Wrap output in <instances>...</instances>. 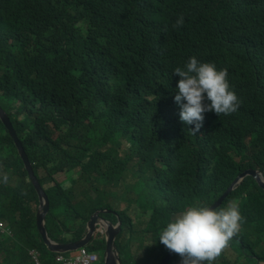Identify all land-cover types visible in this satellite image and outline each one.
I'll return each mask as SVG.
<instances>
[{"label":"trees","instance_id":"1","mask_svg":"<svg viewBox=\"0 0 264 264\" xmlns=\"http://www.w3.org/2000/svg\"><path fill=\"white\" fill-rule=\"evenodd\" d=\"M178 16L183 23L173 27ZM191 56L227 69L240 100L228 115L205 112L195 133L173 99L172 70ZM0 108L47 197L52 242L74 243L86 225L71 231L51 209L65 205L86 224L131 193L126 210L135 205L141 224L152 211L144 226L165 254L157 237L178 206H211L248 169L264 180V0H0ZM4 174L0 264H34L30 250L57 264L38 229V195L0 121ZM124 174L133 179L118 194ZM234 188L219 206L238 201L244 231L213 264L264 263V190L251 176ZM173 259L181 264L179 254Z\"/></svg>","mask_w":264,"mask_h":264},{"label":"clouds","instance_id":"2","mask_svg":"<svg viewBox=\"0 0 264 264\" xmlns=\"http://www.w3.org/2000/svg\"><path fill=\"white\" fill-rule=\"evenodd\" d=\"M182 23L183 17L178 16L173 27H178ZM172 72L179 76L174 89L175 94L173 96L175 103L179 106V119L185 125H192L193 127L191 128V131L193 133L201 127L204 119L203 114L205 112L212 111L217 116L220 114L228 115L235 112L240 106V100L236 93L232 90L227 79V69H218L212 62L202 61L197 59L195 56H191L186 60L183 67H176L172 70ZM204 134L205 133L201 132L198 133L197 136L201 137ZM243 177L239 179V182ZM33 178L35 179L34 176ZM7 179L8 177L6 174L0 175V182L7 181ZM132 179L133 178L129 174H124L121 177L117 188L118 194L123 190L125 184L132 182ZM257 184L264 190V184L260 185L258 182ZM234 189L235 188L230 190L226 196H228ZM131 197V193L123 194L122 196L118 195V198L115 200V204H128V199ZM239 206L241 205L238 201L232 200V202H230L227 206L220 208H213L207 204H199L189 205L179 210L173 218L168 220V222L161 228L157 237L159 242L168 249L165 254H162L160 249L151 250L153 246L150 244L153 241L155 242L156 239L152 232L145 229L144 221L142 224L138 223V219L135 220L128 215H121L113 209L108 212L106 210H102V212L105 213L104 216H100L99 212H95L86 223V233L82 238H84L89 232L88 223L92 218L96 219L93 225V240L90 237L85 246L76 250L66 253H51L55 254L54 261L57 264H66L67 260L74 258L81 251H84L86 255L91 257L90 264H163V260L170 251H172V253L166 264H169L171 260L176 261L173 259L174 253L180 255L181 264H213V261L220 255L221 250L225 247L229 240H231V244H233L234 242H238L242 237L244 231V228L241 226L243 217ZM124 228H127L130 231L131 238H127ZM106 238L107 242L110 239L112 241V247L109 254L106 252ZM95 240L103 241V248L100 251L93 252L87 250L86 246L88 244H92ZM149 241L152 242L148 243ZM136 249L139 251H146V253L138 263H131L130 260L133 257L132 252ZM28 254L33 259L34 264H42L39 260V253L36 250H30ZM106 254L108 257L103 261ZM122 254L124 255V259L121 257ZM59 257H61L62 260H57Z\"/></svg>","mask_w":264,"mask_h":264},{"label":"water","instance_id":"3","mask_svg":"<svg viewBox=\"0 0 264 264\" xmlns=\"http://www.w3.org/2000/svg\"><path fill=\"white\" fill-rule=\"evenodd\" d=\"M0 120L1 122L3 123V125L5 126V128L7 129L8 133L10 134V136L13 138L14 140V143L16 145V147L18 148V152L20 154V157L26 167V169L28 170L29 172V175L32 179V183L36 189V192L38 194V197H39V211L37 212V224H38V228H39V231H40V234L42 236V239L47 247V249L50 251V252H54V253H66V252H69V251H72V250H76V249H79L83 246H85L87 244V242L89 241L90 239V234L93 232V225H94V222H95V218H92L91 221L88 223V229H89V232L87 233V235L80 239L79 241L73 243V244H69V245H57V244H54L53 242H51L48 238H47V235H46V231H45V228L43 226V222H44V219H45V215L48 211V202H47V198L46 196L42 193L41 191V188L38 184V182L33 178V175H32V172H31V169H30V164L27 160V157L26 155L23 153V150L20 146V143L18 142L17 138H16V135L13 131V128H12V125L7 117V115L0 109ZM243 176H252L256 182H258L260 185H263L264 182H263V179L261 177V174L259 171H256V170H246L242 175H240L237 180L233 181L231 183V185L229 186V188L223 193V195L218 198L212 205L211 207L213 208H216L217 206H219V204L221 203L222 199L227 195V193L232 190L234 188L235 185H237L239 183V179ZM111 247H112V241L111 239L107 242V245H106V252L109 254L110 250H111ZM172 251H170L168 253V255L166 256V258L163 260V264H166L167 261H168V258L169 256L171 255Z\"/></svg>","mask_w":264,"mask_h":264},{"label":"rangeland","instance_id":"4","mask_svg":"<svg viewBox=\"0 0 264 264\" xmlns=\"http://www.w3.org/2000/svg\"><path fill=\"white\" fill-rule=\"evenodd\" d=\"M57 16L58 17H63L64 16V13L62 11H58L57 13ZM124 147H126V145L123 143L120 147V150H122ZM79 174L80 172L78 170H74V177L75 178H78L79 177ZM55 179H57L58 181H63L65 179V175L64 174H58L54 177ZM52 183L50 184H47L45 185V188L46 187H49L51 186ZM164 205V202L162 199H158L157 202H156V207H161ZM64 210H62L61 206L58 205V207L56 209H51L50 210V213L53 215V216H57V219L65 222L67 219H69L70 221L67 222L66 224V227L70 228L71 231H75L74 230V226H77V229L78 230H81L83 231L85 229V225L84 222L82 221V219L80 217H77L75 215V212H72L70 210H68V208L64 205ZM126 207L127 205L125 203H121V204H115L112 208L116 211H124L126 210ZM220 207V206H219ZM218 207V208H219ZM181 210V207L178 206L177 207V210L176 212L174 213V215L179 211ZM151 213L152 211L149 210V211H146V212H143V215H142V218L145 221H147L150 216H151ZM126 214L131 217V218H134L135 220H137V214H138V210L136 208L135 205H131L128 210H126ZM173 215V216H174ZM137 222L139 223V221L137 220ZM87 227V225H86ZM253 229H256V227H252ZM124 231H126V234H127V238H131V235H130V231L127 229V228H124ZM64 236H67V234L65 233V230H62V232L59 234L58 238H63ZM90 237L91 239L93 240L94 239V234H90ZM105 242H107V238L105 239ZM152 241H149L148 243H151ZM151 246H153L151 248V250H158V245H157V241H153L151 244ZM146 251H139V250H135L132 252V258H131V263H138L145 255ZM108 257V255L106 254L103 258V261L106 260ZM123 259H124V255L122 254L121 256ZM234 258V252L233 251H229L228 254H227V259L228 260H232ZM33 260V259H32ZM169 264H179L178 262L176 261H173L171 260L169 262Z\"/></svg>","mask_w":264,"mask_h":264},{"label":"built area","instance_id":"5","mask_svg":"<svg viewBox=\"0 0 264 264\" xmlns=\"http://www.w3.org/2000/svg\"><path fill=\"white\" fill-rule=\"evenodd\" d=\"M57 260H62V258L59 257L57 258ZM90 262L91 257L86 255L84 251H81L74 258H70L69 260H67L66 264H90Z\"/></svg>","mask_w":264,"mask_h":264},{"label":"crops","instance_id":"6","mask_svg":"<svg viewBox=\"0 0 264 264\" xmlns=\"http://www.w3.org/2000/svg\"><path fill=\"white\" fill-rule=\"evenodd\" d=\"M217 258H219V257L217 256Z\"/></svg>","mask_w":264,"mask_h":264},{"label":"flooded vegetation","instance_id":"7","mask_svg":"<svg viewBox=\"0 0 264 264\" xmlns=\"http://www.w3.org/2000/svg\"><path fill=\"white\" fill-rule=\"evenodd\" d=\"M65 245H68V244H65Z\"/></svg>","mask_w":264,"mask_h":264}]
</instances>
